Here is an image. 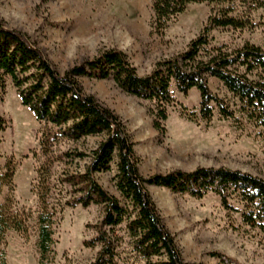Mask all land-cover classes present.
Segmentation results:
<instances>
[{
  "label": "rangeland",
  "instance_id": "obj_1",
  "mask_svg": "<svg viewBox=\"0 0 264 264\" xmlns=\"http://www.w3.org/2000/svg\"><path fill=\"white\" fill-rule=\"evenodd\" d=\"M248 2L236 5L235 15L249 19L252 28L245 30L215 29L209 35L211 50L226 47L232 51L246 43L264 49V8H253ZM211 6L190 5L162 33L152 27V0H0V20L10 29L27 34L46 53L61 72L92 61L107 50L125 53L141 76L149 75L158 62L183 54L193 40L200 37L211 15ZM84 92L93 95L102 106L118 115L134 143L140 159L139 170L144 177L174 171L192 172L199 167L229 168L264 179V129L255 128L246 120L238 127L233 120L220 116L212 104L210 123L200 116V93L193 89L188 95L171 86L174 104L167 108L168 119L160 133L154 127L157 106L121 90L112 79H82ZM214 94L227 100L231 96L222 83L209 78ZM194 114L195 121L188 116ZM0 117L8 124L0 133V174L8 159L16 163L14 190L3 188L0 204L13 199V211L30 216L26 236L15 231L6 234L0 243V264H38V200L32 193L36 178L41 126L21 102L11 83ZM101 139H90L93 147ZM65 147H63L64 149ZM55 169L54 203L70 198L69 189L61 183L63 170ZM115 164L108 173L96 175L112 196L119 198L115 188ZM166 228L174 235L185 262L189 264H223L210 256L217 252L235 264H264V234L245 225L240 213L228 212L220 198L209 193L202 199L180 194L164 187H148ZM231 204L243 209L233 199ZM58 206V204H57ZM55 225L54 264H92L101 245L90 248L84 244L97 236L96 226L103 217L100 206H58ZM120 257L115 264H144L134 259L130 239L124 227L117 229Z\"/></svg>",
  "mask_w": 264,
  "mask_h": 264
},
{
  "label": "trees",
  "instance_id": "obj_2",
  "mask_svg": "<svg viewBox=\"0 0 264 264\" xmlns=\"http://www.w3.org/2000/svg\"><path fill=\"white\" fill-rule=\"evenodd\" d=\"M250 2L253 8H264V0H152V27L162 33L190 5L211 6V15L200 37L193 40L188 51L158 62L147 76L138 74L128 56L112 49L92 61L61 73L46 53L27 34L10 29L0 20V103L11 83L22 107L32 113L40 124L36 178L32 193L38 200V264H54L55 225L58 206L87 209L100 206L102 220L94 227L97 236L85 242L86 247L101 245L92 264H115L120 257L116 231L124 227L130 239L134 259L144 264H189L184 261L174 235L166 228L148 187H164L173 192L202 199L209 193L220 198L228 212L240 213L245 225L264 234V179L229 168L199 167L192 172L174 171L144 177L122 119L84 92L82 79H112L124 92L154 102L157 114L154 127L165 133L167 108L175 102L172 84L183 95L196 89L200 93V116L210 123L212 104L222 118L242 127L241 119L255 128L264 129V49L246 43L228 51L226 47L211 50L209 35L215 29L245 30L252 28L249 19L235 15L236 5ZM209 78L219 80L231 96L230 100L214 94ZM195 121L194 114L188 116ZM8 127L0 117V133ZM101 139L93 147L90 139ZM1 145V138H0ZM63 147H65L63 149ZM1 159V155H0ZM115 164V188L119 198L112 196L96 175L108 173ZM63 170L61 183L70 198L54 203L55 169ZM16 163L8 159L0 174L3 188L13 191ZM236 199L243 207H234ZM30 216L13 211V199L0 204V243L9 231L26 236ZM223 264H235L225 255L210 254ZM1 264H6L5 260Z\"/></svg>",
  "mask_w": 264,
  "mask_h": 264
}]
</instances>
